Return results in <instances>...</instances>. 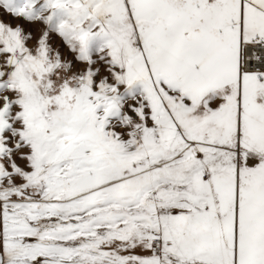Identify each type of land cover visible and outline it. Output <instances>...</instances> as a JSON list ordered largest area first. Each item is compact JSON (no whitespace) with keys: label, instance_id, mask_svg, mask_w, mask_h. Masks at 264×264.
<instances>
[{"label":"snow or ice","instance_id":"6c2138e0","mask_svg":"<svg viewBox=\"0 0 264 264\" xmlns=\"http://www.w3.org/2000/svg\"><path fill=\"white\" fill-rule=\"evenodd\" d=\"M0 264H264V0H0Z\"/></svg>","mask_w":264,"mask_h":264}]
</instances>
